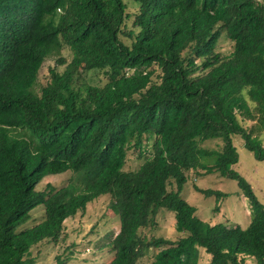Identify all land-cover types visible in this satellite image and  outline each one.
<instances>
[{
	"label": "trees",
	"instance_id": "16d2710c",
	"mask_svg": "<svg viewBox=\"0 0 264 264\" xmlns=\"http://www.w3.org/2000/svg\"><path fill=\"white\" fill-rule=\"evenodd\" d=\"M136 1L130 26L123 0H0V264H31L34 244L58 240L64 220L104 193L119 219L106 264H136L151 246L160 248L150 264H243L244 255L264 264V203L231 167L232 134L264 159L262 140L237 117L264 130V1ZM221 32L233 42L228 54L215 49ZM53 54L65 65L49 67L36 90ZM90 70L102 82L87 81ZM209 137L220 150L200 145ZM148 141L152 154L124 169L128 149L142 157ZM197 167L237 180L246 227L195 215L180 190ZM66 170L76 182L37 188ZM39 204L44 217L20 227ZM161 207L174 211L175 239L141 232Z\"/></svg>",
	"mask_w": 264,
	"mask_h": 264
},
{
	"label": "rangeland",
	"instance_id": "374dc122",
	"mask_svg": "<svg viewBox=\"0 0 264 264\" xmlns=\"http://www.w3.org/2000/svg\"><path fill=\"white\" fill-rule=\"evenodd\" d=\"M126 3V10L130 14L126 23L131 26L133 13L138 8L136 0H123ZM264 1V0H263ZM215 49L223 54H228L233 49V42L228 39L224 32H221ZM61 54L66 59L71 58L70 50L63 47ZM57 55L47 56L37 76L35 89L45 83L49 76V67L57 65L63 69L65 64H58ZM157 68L156 65L153 66ZM84 78L92 83H100L104 79L101 71H88ZM243 95L247 99L251 108L253 102L244 91ZM238 121L248 132L258 136L264 145V130H260L255 125V120L246 118L240 111H237ZM232 143L238 152V160L231 165L253 187L257 197L264 203V159L255 157L253 151L244 144V139L240 134H232ZM200 145L206 148L220 150L222 140L218 137H209L200 141ZM152 154L151 141L145 148L142 157H138L136 150L130 148L127 151L124 169H136L144 158ZM211 157H215L212 155ZM186 179L182 184L180 194L191 205L195 207V215L204 221L227 222L239 224L246 227L251 220V212L247 197L238 186L237 180L219 174L217 171L205 172L202 168H191L185 171ZM77 176L71 170L60 173L48 174L37 184L38 189H43L47 183L56 187L76 182ZM197 187L217 189L225 192V195L205 194ZM111 196L107 193L100 194L89 201L84 211H77L74 215L67 217L63 222V229L58 240L43 239L30 248L27 255L32 260L31 264H106L113 256L111 239L119 228V219L113 211ZM44 217V206L39 204L30 211V217L20 227H28L40 221ZM141 232L147 238L152 236H163L175 239L180 236V232L175 229L174 211L166 207L159 208L156 214L154 225L141 228ZM160 247L151 246L146 248L144 254L136 264H150L152 257ZM243 264H256L253 256L244 255ZM201 260H207L209 254L203 249L200 252Z\"/></svg>",
	"mask_w": 264,
	"mask_h": 264
},
{
	"label": "crops",
	"instance_id": "0c3cea01",
	"mask_svg": "<svg viewBox=\"0 0 264 264\" xmlns=\"http://www.w3.org/2000/svg\"><path fill=\"white\" fill-rule=\"evenodd\" d=\"M250 256V255H249Z\"/></svg>",
	"mask_w": 264,
	"mask_h": 264
}]
</instances>
